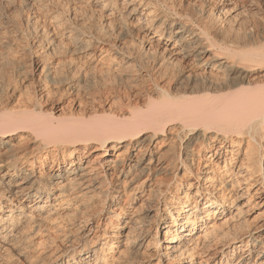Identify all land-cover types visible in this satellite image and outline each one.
Returning a JSON list of instances; mask_svg holds the SVG:
<instances>
[{"label":"bare ground","instance_id":"bare-ground-1","mask_svg":"<svg viewBox=\"0 0 264 264\" xmlns=\"http://www.w3.org/2000/svg\"><path fill=\"white\" fill-rule=\"evenodd\" d=\"M257 4L0 0V264H264Z\"/></svg>","mask_w":264,"mask_h":264},{"label":"rangeland","instance_id":"rangeland-1","mask_svg":"<svg viewBox=\"0 0 264 264\" xmlns=\"http://www.w3.org/2000/svg\"><path fill=\"white\" fill-rule=\"evenodd\" d=\"M262 4V5H261ZM259 7H257V6H255V10L261 15V14H263L264 13V0H259V4H257ZM253 9V8H252ZM260 9H262V10H260ZM262 16V15H261ZM263 18H264V14H263V16H262ZM254 214H256V213H254ZM257 215H258V213H257ZM257 215H254L253 217H252V219H251V221H252V227H259V226H261L262 224H263V220H264V215H262V216H259L258 217V219L256 218H254L255 216H257ZM254 218V219H253ZM259 232H260V235H262V237L264 238V227L262 228V229H259L258 230Z\"/></svg>","mask_w":264,"mask_h":264}]
</instances>
